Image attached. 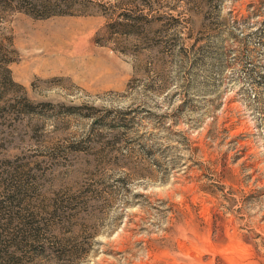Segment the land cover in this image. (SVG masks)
Returning a JSON list of instances; mask_svg holds the SVG:
<instances>
[{
  "label": "rangeland",
  "instance_id": "rangeland-1",
  "mask_svg": "<svg viewBox=\"0 0 264 264\" xmlns=\"http://www.w3.org/2000/svg\"><path fill=\"white\" fill-rule=\"evenodd\" d=\"M264 0H0V264H264Z\"/></svg>",
  "mask_w": 264,
  "mask_h": 264
},
{
  "label": "trees",
  "instance_id": "trees-1",
  "mask_svg": "<svg viewBox=\"0 0 264 264\" xmlns=\"http://www.w3.org/2000/svg\"><path fill=\"white\" fill-rule=\"evenodd\" d=\"M262 78H264V76H261Z\"/></svg>",
  "mask_w": 264,
  "mask_h": 264
}]
</instances>
